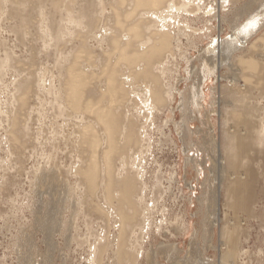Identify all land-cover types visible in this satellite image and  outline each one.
Segmentation results:
<instances>
[{
  "label": "bare ground",
  "instance_id": "bare-ground-1",
  "mask_svg": "<svg viewBox=\"0 0 264 264\" xmlns=\"http://www.w3.org/2000/svg\"><path fill=\"white\" fill-rule=\"evenodd\" d=\"M5 16L28 52L19 58L4 45L0 55V192L9 194L23 176L30 188L17 205L31 217L13 240L17 264H45L33 230L52 247L59 230L78 242L72 229L80 215L89 264L105 257L160 264L159 255L200 264L159 240L191 227L173 217L165 197L180 175L188 190H199L185 204L194 196L200 226L216 224L209 171L219 151L213 131L223 127L221 189L229 208L249 207L248 175L229 178L226 169L251 172V152L264 153V32L252 42L264 30V0H0ZM216 25H228L229 34L215 36ZM40 54L52 66L37 61ZM175 140L179 161L163 171L157 152L179 147ZM67 143L63 168L57 159ZM222 235L232 244L226 264L240 252L237 227Z\"/></svg>",
  "mask_w": 264,
  "mask_h": 264
},
{
  "label": "rangeland",
  "instance_id": "rangeland-1",
  "mask_svg": "<svg viewBox=\"0 0 264 264\" xmlns=\"http://www.w3.org/2000/svg\"><path fill=\"white\" fill-rule=\"evenodd\" d=\"M6 17L7 16L0 19V38L3 39L1 42L5 43L0 46V55L2 54L4 49L3 46L5 45L10 50L13 49L12 51L15 53L13 55L25 59L28 53L26 51L27 47L24 46V43L19 41L18 36H16L13 31H10V26L13 22ZM263 32L264 30H261L259 33L255 34L252 38V42ZM214 34L218 37H223L225 34L228 35V25H223L222 28H219V26L216 25ZM27 37L30 39L32 34L30 37ZM41 59H43L45 64L47 63L49 66H52V59L49 60L46 57L42 58L40 54L37 61H40ZM10 73L11 72L4 76L7 80L11 77ZM177 118L179 119V116ZM34 127L37 126L34 125ZM170 128H172L174 132V128ZM190 128L194 129L196 127L190 126ZM224 128L240 132L243 131L242 127ZM48 131L49 129L46 128L47 133ZM213 134L219 150L216 152V169L213 173L209 171V177L213 179V184L216 186L217 207L216 216L214 217L216 219V224L213 227L207 226L206 228L200 226V221L201 218H203V215L198 213V203L194 199V196H192V203H188V205L185 204L187 202L186 198L188 193L192 192V194L198 195L199 190H188L184 185L183 177L178 175L179 182L173 184L171 192L166 194L165 202L169 208L174 210L173 217H175V214L177 213L183 215V218L190 223L191 227L188 232L184 233L179 232L175 235L166 233V236L160 237L159 240L165 243H174L177 256L181 260H185L188 255H191L194 259L197 258L198 260V258H200L202 260L200 264H225L223 263L222 256L231 248L232 244L223 237L222 228L227 227L232 229L233 227H237L238 237L237 241H235L237 242L240 252L235 259L228 260L226 264H264V169L261 166L264 164V153L258 154L251 152V156L254 158L253 165L249 167L251 172H246L243 168L233 170L226 169V175L229 178L236 176L244 179L248 175V179L251 182V192H249L248 197L249 207L241 209L229 208L224 197V190L223 188L221 189L220 178L221 162H225V155L222 151L223 127H215ZM175 141L179 147L175 148V146H166L164 147L165 150L162 151L163 153L160 151L157 152V157L159 162L162 163L163 171L175 167V164L179 161L177 151L181 146V142L178 140ZM69 147V143H67L66 146L62 144V151L59 152L58 155V163L63 168H66L70 161V155L68 153ZM3 155L4 152L0 151V157H3ZM34 159H36V157L32 156L26 161L28 168L35 163ZM211 165V162L206 163L207 168H210ZM63 174L65 177L68 176L66 172ZM20 178L18 186L15 187L16 189H10L9 194L0 192V264L18 263L20 260V252L18 253L14 248L13 240L18 233L20 234V229L29 224L31 218L29 210L26 207L17 208L18 204L19 206L22 204L23 194L30 190V188H27L29 186L27 178L25 177L26 180L24 176L22 179ZM71 180L73 183L74 179L72 178ZM23 181L24 183H22ZM163 184L165 186L168 185L165 179H163ZM12 197L14 201H12ZM63 214L64 216H69L70 212L64 210ZM155 216L158 217L159 214H155ZM85 221V217L80 215L76 222H74L72 233L78 239V242H67L65 239L66 235L62 230L54 233L53 240L56 243V247H52L51 244H49V239L44 237L41 230H33V236L38 247V256H36V258L40 259V262L44 260L45 264H89L87 260L89 257V242H83V240L85 241L88 237ZM100 221L101 220L98 218H94L93 220L92 226L96 231H100L101 229ZM206 229L207 232H205ZM204 236H206L207 239L204 238ZM47 250H49V252H47ZM167 258L168 256L166 255H159L157 261L160 264H172L174 259ZM103 264H111V261L109 258L105 257ZM140 264H145V262L142 261ZM196 264L199 263L196 262Z\"/></svg>",
  "mask_w": 264,
  "mask_h": 264
}]
</instances>
